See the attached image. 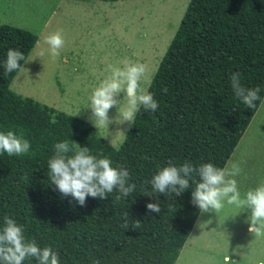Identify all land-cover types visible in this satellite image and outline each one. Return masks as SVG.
<instances>
[{
  "label": "trees",
  "instance_id": "1",
  "mask_svg": "<svg viewBox=\"0 0 264 264\" xmlns=\"http://www.w3.org/2000/svg\"><path fill=\"white\" fill-rule=\"evenodd\" d=\"M37 41L28 29L0 24V131L22 133L31 144L19 157L0 154V227L4 216L14 219L27 240L58 252L60 264H174L200 213L191 202L196 183L179 196L145 193L169 162L224 167L260 104L248 108L235 96L231 74L264 96V0H189L147 88L159 108L141 107L118 147L86 120L10 88L18 71L5 73L7 51L27 58ZM65 140L126 168L135 191L120 201L115 191L88 197L85 206L62 196L47 162ZM150 202L161 211L149 212ZM136 220L138 229L131 227Z\"/></svg>",
  "mask_w": 264,
  "mask_h": 264
},
{
  "label": "rangeland",
  "instance_id": "2",
  "mask_svg": "<svg viewBox=\"0 0 264 264\" xmlns=\"http://www.w3.org/2000/svg\"><path fill=\"white\" fill-rule=\"evenodd\" d=\"M189 0H0V24L25 28L38 41L13 78L10 88L65 113L91 122L85 107L92 89L110 75L109 65L124 61L145 65L141 87L148 88ZM63 30L65 47L57 58L37 56L44 37ZM37 56V57H36ZM124 93L117 99L124 105ZM78 113V114H77ZM76 114V115H75ZM113 123L97 131L114 147L129 126ZM263 123V125L261 124ZM258 127L262 129L258 133ZM255 148L238 178L241 198L264 183V104L249 133ZM250 210L229 205L201 213L175 264H264V235L248 231ZM228 256V259H224Z\"/></svg>",
  "mask_w": 264,
  "mask_h": 264
},
{
  "label": "clouds",
  "instance_id": "3",
  "mask_svg": "<svg viewBox=\"0 0 264 264\" xmlns=\"http://www.w3.org/2000/svg\"><path fill=\"white\" fill-rule=\"evenodd\" d=\"M46 48H42L37 56L49 55L57 58L65 47L66 40L63 30L44 37ZM36 56V57H37ZM25 55L18 49H9L3 67L6 74L21 70V61H25ZM124 66L115 67L109 65L110 75L103 79L97 87L91 90L88 103L85 107L91 109V122L96 128L113 123L109 111L117 108V116L114 118L117 124H134L136 114L141 107L145 111L155 112L159 108L158 102L152 93L141 87V82L146 73V67L140 63L124 61ZM230 85L237 98L248 108H256V102L261 99L260 86L246 88L241 83V74L233 72L230 76ZM166 91V89H165ZM124 93V105L117 99ZM78 114V113H77ZM76 115V114H75ZM55 154L48 160V177L50 184L54 185L62 196L71 197L80 206L86 205L88 197L106 199L114 191L116 201L129 197L135 191L136 185L129 183L130 173L126 168L113 167L109 158L90 154L88 147L70 143L68 140L54 145ZM31 149L30 142L23 137L8 130L0 131V154L8 156H22L28 154ZM242 168L236 162L219 168L211 162L194 167L186 161L177 167L171 162L167 166L159 168L152 177L150 183L153 193H163L167 196L181 195L190 187V180L196 183L192 192L191 202L198 207L201 213L219 212L225 202L229 205L250 210V224L248 231L255 236L264 235V183L255 189H250L241 198L236 176L240 175ZM196 176L199 180L196 181ZM148 183V181H146ZM149 212L161 211L158 203H147ZM124 229L129 227L127 213ZM131 227H141L136 220ZM34 258L37 264H60L59 253L49 246L40 248L35 240H27L24 228L14 219L4 216L3 226L0 227V264H23L25 260ZM95 264H99L98 261Z\"/></svg>",
  "mask_w": 264,
  "mask_h": 264
},
{
  "label": "crops",
  "instance_id": "4",
  "mask_svg": "<svg viewBox=\"0 0 264 264\" xmlns=\"http://www.w3.org/2000/svg\"><path fill=\"white\" fill-rule=\"evenodd\" d=\"M262 100H264V96H263ZM262 105L263 104H261V102H260V104H259L258 108L256 109L254 115L252 116L249 124L247 125L244 133L240 137L237 145L235 146L233 152L231 153L230 157L228 158L227 162L224 165V167H225L228 164L229 161L236 162V163H238L240 165V167L242 168V172H241L240 175L235 177L236 180H238L239 177H242L243 173L246 172V164H250L248 162H249V158H250V156H251V154H252V152L254 151V148H255V138L253 140L249 141L248 133H249V131H250V129H251V127H252V125H253V123H254V121H255V119H256V117H257V115H258V113H259V111H260V109L262 107ZM261 124L263 125V123H261ZM261 132H262V129L260 127H258V133H256V135L257 134H261ZM263 180H264V178H263ZM198 216H200V213H199ZM197 220H198V217H197L196 221ZM194 226H195V223L193 225V228H194ZM193 228H192V230H193ZM248 228H249V226H248ZM192 230H191L190 233H192ZM190 233H189V235H190ZM189 235H188V237H189ZM186 241H187V239H186ZM184 244H183V246H184ZM183 246H182V248H183ZM182 248H181V250H182ZM181 250L179 252V255L181 253ZM179 255H178L177 259L179 258ZM177 259H176V261H177ZM224 259H228V256H224ZM176 261H175V263H176ZM258 264H263V263L262 262H258Z\"/></svg>",
  "mask_w": 264,
  "mask_h": 264
}]
</instances>
